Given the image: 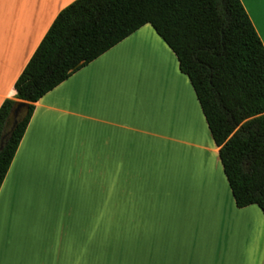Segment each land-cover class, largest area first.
<instances>
[{
  "label": "crops",
  "instance_id": "obj_1",
  "mask_svg": "<svg viewBox=\"0 0 264 264\" xmlns=\"http://www.w3.org/2000/svg\"><path fill=\"white\" fill-rule=\"evenodd\" d=\"M75 1L0 0V106ZM240 3L264 47V0ZM118 208L122 244L102 236ZM120 262H264V216L236 208L190 82L149 25L34 104L0 188V264Z\"/></svg>",
  "mask_w": 264,
  "mask_h": 264
},
{
  "label": "trees",
  "instance_id": "obj_2",
  "mask_svg": "<svg viewBox=\"0 0 264 264\" xmlns=\"http://www.w3.org/2000/svg\"><path fill=\"white\" fill-rule=\"evenodd\" d=\"M145 25L173 52L195 93L235 206L264 216V47L240 0H76L55 18L0 106L24 115L0 152V188L34 104ZM264 264V262H263Z\"/></svg>",
  "mask_w": 264,
  "mask_h": 264
},
{
  "label": "rangeland",
  "instance_id": "obj_3",
  "mask_svg": "<svg viewBox=\"0 0 264 264\" xmlns=\"http://www.w3.org/2000/svg\"><path fill=\"white\" fill-rule=\"evenodd\" d=\"M124 213H125L124 209L118 208L117 211L115 212V214H113L111 217L107 218V224L111 230L107 231V232H103L102 236L106 235L108 237V239H114L119 244L123 243V232L120 230V227L122 225ZM102 221H103V219H102ZM107 254L111 257V262H112V258L114 257V255L116 253L114 254V251L112 249H109L107 251ZM121 263L122 262H120V264Z\"/></svg>",
  "mask_w": 264,
  "mask_h": 264
},
{
  "label": "water",
  "instance_id": "obj_4",
  "mask_svg": "<svg viewBox=\"0 0 264 264\" xmlns=\"http://www.w3.org/2000/svg\"><path fill=\"white\" fill-rule=\"evenodd\" d=\"M24 105L20 104L17 105L11 112L8 121L5 125L4 131H3V135L0 139V152L2 151L7 139L10 137V135L12 134V132L14 131L15 127L17 126V124L19 123V121L21 120V118L23 117L25 111H24Z\"/></svg>",
  "mask_w": 264,
  "mask_h": 264
}]
</instances>
